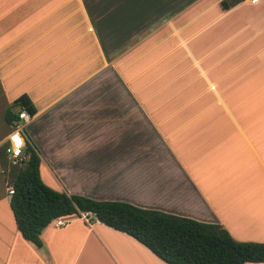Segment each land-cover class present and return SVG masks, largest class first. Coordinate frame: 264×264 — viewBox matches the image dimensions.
I'll return each instance as SVG.
<instances>
[{"label": "crops", "instance_id": "obj_1", "mask_svg": "<svg viewBox=\"0 0 264 264\" xmlns=\"http://www.w3.org/2000/svg\"><path fill=\"white\" fill-rule=\"evenodd\" d=\"M23 94L47 186L264 243V0H0L1 170ZM7 177L0 264H167L90 212L38 247Z\"/></svg>", "mask_w": 264, "mask_h": 264}, {"label": "trees", "instance_id": "obj_2", "mask_svg": "<svg viewBox=\"0 0 264 264\" xmlns=\"http://www.w3.org/2000/svg\"><path fill=\"white\" fill-rule=\"evenodd\" d=\"M222 7H227L224 2ZM14 106L25 108L31 115L36 112L26 94L18 97ZM12 107L6 112L9 124L18 118V110L12 111ZM3 154L0 150V155ZM24 154L28 158L23 164L11 166L8 171L14 190L10 207L22 237L38 247L42 246V229L52 221L90 212L106 226L135 238L167 264L264 263V243L237 241L221 224L200 222L123 201L94 200L57 191L41 179L40 158L29 141ZM2 167H7L6 160Z\"/></svg>", "mask_w": 264, "mask_h": 264}, {"label": "built area", "instance_id": "obj_3", "mask_svg": "<svg viewBox=\"0 0 264 264\" xmlns=\"http://www.w3.org/2000/svg\"><path fill=\"white\" fill-rule=\"evenodd\" d=\"M251 3H257L259 0H249ZM18 118L14 119L11 128V137L9 138L8 144L5 147V155L7 158V161L9 162V165L16 166L21 165L23 162L28 158L24 154V149L26 146V143L29 141L25 131L26 126L30 123V121L33 118V115H31L25 108H19L17 111ZM19 133L24 134L25 141L20 136ZM17 135L19 137V143H17V140L14 139V135ZM9 169L2 168L1 172L3 174H8ZM7 192L9 195H12L14 190L12 187V184L9 180H7ZM53 222H55V225L57 227H61L65 225V221H63L61 218L55 219Z\"/></svg>", "mask_w": 264, "mask_h": 264}, {"label": "rangeland", "instance_id": "obj_4", "mask_svg": "<svg viewBox=\"0 0 264 264\" xmlns=\"http://www.w3.org/2000/svg\"><path fill=\"white\" fill-rule=\"evenodd\" d=\"M28 129H29V128L26 127L24 132H26L27 135H28V137H29ZM19 134H20V136L23 138V140L25 141L26 139H25V137H24V134H22V133H19ZM6 162H7V160H6ZM7 164H8V167L10 168L11 165H9V162H7ZM0 171H1V165H0ZM9 179H10L9 177L6 178V180H9ZM4 182H5V178H4ZM4 182H3V186H4ZM6 182H7V181H6Z\"/></svg>", "mask_w": 264, "mask_h": 264}, {"label": "bare ground", "instance_id": "obj_5", "mask_svg": "<svg viewBox=\"0 0 264 264\" xmlns=\"http://www.w3.org/2000/svg\"><path fill=\"white\" fill-rule=\"evenodd\" d=\"M13 137L17 138L19 140V137L15 134Z\"/></svg>", "mask_w": 264, "mask_h": 264}, {"label": "snow or ice", "instance_id": "obj_6", "mask_svg": "<svg viewBox=\"0 0 264 264\" xmlns=\"http://www.w3.org/2000/svg\"><path fill=\"white\" fill-rule=\"evenodd\" d=\"M14 139H16L17 140V143H19V140L17 138L14 137Z\"/></svg>", "mask_w": 264, "mask_h": 264}]
</instances>
